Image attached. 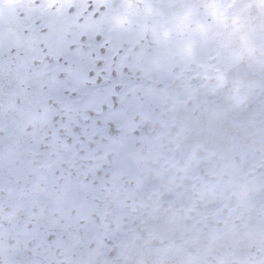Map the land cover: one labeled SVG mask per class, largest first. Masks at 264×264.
<instances>
[{
    "label": "rangeland",
    "instance_id": "obj_1",
    "mask_svg": "<svg viewBox=\"0 0 264 264\" xmlns=\"http://www.w3.org/2000/svg\"><path fill=\"white\" fill-rule=\"evenodd\" d=\"M0 264H264V0H0Z\"/></svg>",
    "mask_w": 264,
    "mask_h": 264
}]
</instances>
